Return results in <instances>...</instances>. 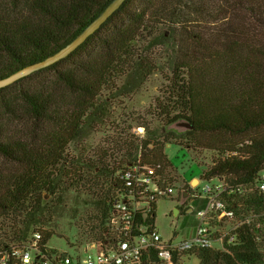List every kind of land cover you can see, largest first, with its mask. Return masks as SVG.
I'll list each match as a JSON object with an SVG mask.
<instances>
[{"label": "trees", "instance_id": "1", "mask_svg": "<svg viewBox=\"0 0 264 264\" xmlns=\"http://www.w3.org/2000/svg\"><path fill=\"white\" fill-rule=\"evenodd\" d=\"M112 1L0 0V81L56 55ZM151 15L169 23L178 52L152 121L135 120L147 138L112 141L120 147L112 165L113 148L100 150L98 163L76 158L71 147L100 132L110 96L128 98L154 72L137 50ZM178 123L191 129L167 131ZM174 140L228 154L204 176L231 188L250 189L264 170V0H127L68 58L0 88V247L34 232L48 243L55 234L42 228L79 188L103 226L115 171L149 164L169 182L165 147ZM227 203L259 220L235 231L228 253L200 251L201 264H264V196Z\"/></svg>", "mask_w": 264, "mask_h": 264}, {"label": "built area", "instance_id": "2", "mask_svg": "<svg viewBox=\"0 0 264 264\" xmlns=\"http://www.w3.org/2000/svg\"><path fill=\"white\" fill-rule=\"evenodd\" d=\"M228 156L223 154L222 158ZM113 178L116 184L110 191L107 217L100 233L91 241L82 247L72 246L70 254L51 249L48 243L43 245L41 233L34 232L23 241L0 247V264H189L193 258L201 264L200 251L228 253L237 242L235 231L259 220L254 215L238 222L243 204L237 205V210L230 209L227 201L244 199L254 192L264 196V170L257 173L250 189L248 186L234 189L225 179L205 178L200 182L197 196L207 202V208L196 213L197 229L187 238H179L176 232L168 237L158 230L155 213L159 201L173 199V187L154 167L139 162L116 170ZM188 195L182 190L181 197H177L183 217L194 212L193 204H183L188 199L191 202L196 199ZM210 213L215 216L210 217ZM214 219L218 223L233 224L231 231L212 228Z\"/></svg>", "mask_w": 264, "mask_h": 264}, {"label": "rangeland", "instance_id": "3", "mask_svg": "<svg viewBox=\"0 0 264 264\" xmlns=\"http://www.w3.org/2000/svg\"><path fill=\"white\" fill-rule=\"evenodd\" d=\"M147 27L145 34L138 42L137 50L140 55L142 54L154 65V72L144 85L128 95V98L117 95L110 96L108 104L110 110L100 132L91 133L80 149L76 150L71 147V152L74 153L76 158L89 159L98 163L100 150L109 151L113 148L115 152L111 153L109 151L107 153V163L112 165L111 155H120L116 151L120 147L111 145L112 141H117L120 136H125V134L135 135V138L140 139L147 138L144 128L138 127L135 120L152 121L149 114L153 113L156 101H161L164 92H166L169 85L167 79L171 77L175 55L178 52L175 43L177 39H175V34H173L168 22L151 15L148 18ZM162 125L156 121L153 123L152 128H161ZM166 129L177 133H184L186 130L181 123L167 126ZM187 143V141L174 140L165 147V154L173 167L170 170L172 180L170 179L168 182L173 187V199L159 201L155 215L158 230L162 234L168 235V237L176 232L179 234V238H187L195 232L198 225L196 213L207 208V202L198 199L197 196L200 182L205 179L204 174L224 154L222 151L195 148L192 145L187 147ZM90 173L94 174L93 171ZM182 190L188 192L189 198H196L194 202L188 199L183 203L184 206L193 204V215L183 217L179 212L177 216H174V209L181 210V207L178 206L180 199L177 197H181ZM92 203L93 196L85 188L71 190L66 193L64 204L58 210L53 222L42 228L46 231H53L55 234L48 242L51 249L71 254L73 252L72 246L82 247L100 233V225L97 219L95 220ZM214 216V213H210V217ZM253 216L242 211L238 212L237 219L239 222L244 221V218ZM211 227L215 230L220 229L229 232L233 224L218 223L214 219L211 221ZM189 264L200 263L197 258H193Z\"/></svg>", "mask_w": 264, "mask_h": 264}, {"label": "water", "instance_id": "4", "mask_svg": "<svg viewBox=\"0 0 264 264\" xmlns=\"http://www.w3.org/2000/svg\"><path fill=\"white\" fill-rule=\"evenodd\" d=\"M127 0H113L106 9L98 15L76 38H74L64 49L59 51L53 57L47 59L44 63L31 66L19 73L12 75L11 77L0 81V88H4L6 86L12 85L19 79L23 77H27L34 72L40 70L41 68L48 67L56 62L64 60L68 58L73 52H75L79 47H81L91 36H93L97 31L101 29V27L107 22V20L115 14L122 5ZM187 129H191V127L187 124H183ZM197 182V181H193ZM194 184V183H192ZM179 213L178 209H174V216H177Z\"/></svg>", "mask_w": 264, "mask_h": 264}]
</instances>
